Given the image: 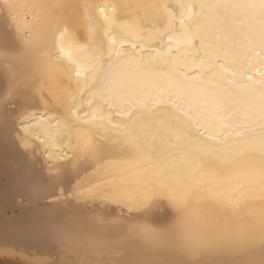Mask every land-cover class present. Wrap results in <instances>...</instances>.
Returning <instances> with one entry per match:
<instances>
[{"label": "snow or ice", "instance_id": "6c2138e0", "mask_svg": "<svg viewBox=\"0 0 264 264\" xmlns=\"http://www.w3.org/2000/svg\"><path fill=\"white\" fill-rule=\"evenodd\" d=\"M108 7L84 5L89 13L98 9L107 26L105 35L111 37L107 58L102 47L66 40L67 28H57L53 34L56 57L73 65L78 80L83 77L87 81L80 96L74 98L69 116L43 95L41 111L17 79L32 41L26 40L24 50H18L0 34V81L7 80L6 88L0 82V105L11 104L13 112L20 107V123L31 129L28 134L34 133L49 159L55 158L50 167H84L98 157L124 151L127 145L143 157L136 167L151 161L153 153L165 147L183 149L185 145L203 152L224 150L235 162L254 155L250 133L259 127L260 159L245 163L264 180V68L257 69L260 78L256 87L251 75L247 81L237 80L236 59L229 63L223 58L236 51L247 65H264V0L166 3L158 6L163 12L152 18L133 8L135 20L121 23L115 18V5L110 6L113 15L107 14ZM212 20L216 23H210ZM113 28L124 35H114ZM209 33L214 43L208 39ZM126 36L137 38L131 51L122 50ZM197 40L203 57L195 46ZM189 58L197 75L189 73L180 80L171 69L178 60ZM27 109L32 111L25 119ZM3 115L8 118L7 112ZM73 129L86 130L77 135L75 144ZM180 158L191 160L186 152ZM154 167L152 179L139 183L134 194L111 196L116 203L138 201L140 219L123 214L94 218L95 226L108 224L126 230L128 237L138 236L140 255L151 258L84 264H264V207L246 211L244 202L220 193L216 203L202 201L188 177L174 171V162ZM88 195L109 198L98 189ZM164 199L181 214L176 229L159 230L148 222L153 207ZM222 215L227 216L223 224L219 222ZM90 227L86 220H77L71 228L56 226L53 234L61 243L81 242L91 238ZM257 251L258 261L253 258Z\"/></svg>", "mask_w": 264, "mask_h": 264}, {"label": "bare ground", "instance_id": "6f19581e", "mask_svg": "<svg viewBox=\"0 0 264 264\" xmlns=\"http://www.w3.org/2000/svg\"><path fill=\"white\" fill-rule=\"evenodd\" d=\"M181 2L199 0H0V34L13 42L18 50H24L26 40L32 41L17 79L22 81L21 87L34 97L41 111L43 95L53 107L59 105L60 112L69 116L74 98L80 96L87 81L83 77L78 80L73 65L66 59L56 57L57 44L53 34L57 28L68 29L65 39L70 42L102 47L107 58L111 39L105 35L107 26L99 10L94 9L89 13L84 8L85 4L108 5V15H113L110 6L115 5V18L117 23H121L135 20L133 8L152 18L163 12L159 5ZM176 11L181 10L177 8ZM111 31L118 37L124 35L118 28ZM134 39L137 38L124 37L122 50L131 51ZM208 39L215 42L210 33ZM256 44H259L258 37ZM195 46L201 49L203 57L199 40ZM223 58L229 63L233 59L237 60V80L247 81L251 75L257 81L256 87H259L257 69L264 68V65H247L236 51H229ZM171 70L180 80L188 77L189 73L197 75L192 71L191 58L178 60ZM0 82L7 87V80ZM20 111L19 106L13 112L11 104L0 105V253L10 256L16 254L20 259L6 261V264H47L44 261L46 256L58 258L60 264L111 262L114 258H151L140 255L141 240L138 236L128 237L126 230L108 224L95 226L94 218L102 216L111 219L123 214L128 219H140L138 201L128 199L116 203L111 199L112 194H134L139 183L152 179L156 170L154 166L172 162L175 163L174 171L187 176L188 183L199 190L202 201L216 203L217 193H220L225 198L231 196L244 202L246 211H259L264 207V180L258 170L249 168L245 163L247 160L258 162L260 159L259 127L250 133V143L255 147L254 155L235 162L224 154V150L203 152L197 151L193 145H185L183 149L165 147L158 154L153 153L151 161L145 160L136 167L143 157L131 145H127L124 151L103 155L84 167L68 165L65 168L61 165L52 169L50 164L55 158L50 160L43 151V145L35 141L34 133L28 134L31 129L20 123L21 117L17 115ZM31 111L27 109L23 118L26 119ZM5 112L8 114L7 119L3 115ZM84 131L72 130L74 144L77 135ZM182 152L188 153L191 160H181ZM92 189H98L109 198H91L88 193ZM14 207L19 212L7 214V208L13 210ZM77 220L89 223L90 239L61 243L54 238L53 229L56 226L71 228ZM226 221L227 216L224 215L219 219L221 224ZM148 222L159 230H173L178 228L181 214L164 199L153 207ZM118 252L123 253V256H117ZM253 258L257 261L260 259L258 251Z\"/></svg>", "mask_w": 264, "mask_h": 264}, {"label": "rangeland", "instance_id": "374dc122", "mask_svg": "<svg viewBox=\"0 0 264 264\" xmlns=\"http://www.w3.org/2000/svg\"><path fill=\"white\" fill-rule=\"evenodd\" d=\"M6 212H7V214H15V213L19 212V209L15 208L13 210H10L9 208H7ZM4 258H6V259H4ZM9 260L12 261V260H20V259L17 257L16 254L14 256H10V255H6L4 253H0V264H6L5 262L9 261ZM57 260H58V258L55 259L53 256L52 257L46 256V260H44V261L47 264H60V262Z\"/></svg>", "mask_w": 264, "mask_h": 264}]
</instances>
